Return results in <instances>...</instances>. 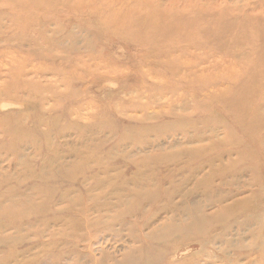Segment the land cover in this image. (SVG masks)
<instances>
[{
	"label": "rangeland",
	"instance_id": "obj_1",
	"mask_svg": "<svg viewBox=\"0 0 264 264\" xmlns=\"http://www.w3.org/2000/svg\"><path fill=\"white\" fill-rule=\"evenodd\" d=\"M255 113L264 0H0V264H264Z\"/></svg>",
	"mask_w": 264,
	"mask_h": 264
},
{
	"label": "bare ground",
	"instance_id": "obj_2",
	"mask_svg": "<svg viewBox=\"0 0 264 264\" xmlns=\"http://www.w3.org/2000/svg\"><path fill=\"white\" fill-rule=\"evenodd\" d=\"M102 87V86H101ZM237 101H233L232 103H236ZM8 104V103H7ZM6 104V105H7ZM248 103H246L245 105H247ZM2 107H3V105H1ZM5 106V105H4ZM248 109V108H247ZM226 110L227 111H229V109L228 108H226ZM233 118L235 119V123H236V125L237 126H239L240 128H241V130L243 131V133L244 134H247V135H250L249 133L252 131V130H254V129H252L253 127H256V129H258L259 131H261V132H264V116L263 115H261V114H256L255 113V116H254V114L253 115H251V116H249V117H242L241 115H235V114H233ZM247 135H245V136H247ZM228 136L231 138V137H233V135H231L230 133H228ZM229 142H231L232 143V141H229ZM233 142H235V143H237V141H233ZM257 144L261 147L263 144H264V139L263 138H258L257 139ZM222 159V155L220 154V155H218L216 158H209L207 161L209 162V163H213V162H215L216 160H221ZM257 162H259V161H257ZM256 162V163H257ZM230 168H232L231 166H230ZM259 168H263V165L262 164H258L256 167H255V171H254V176H257V178H258V173H259ZM262 172H263V175H261V176H259V178H261L262 180H261V182H260V186H259V188H258V190H259V194L258 195H256V196H254L253 198H249V199H247V200H244V201H241V202H237L236 204H234V205H232V206H230L229 208H224V210H227V211H233V210H236V209H238V208H241V210H243V211H245L246 212V214L245 213H243V215L245 216V220L244 221H246L247 223H248V221H249V223H250V220H251V218H253L254 217V215L255 214H257V210H261V208H262V203L264 202V169L263 170H261ZM211 174H212V176H211ZM210 175H208L207 177L208 178H206L204 181H202V185L205 183V194H209L211 191L209 190V186L210 185H208L209 184V181L212 179V177H214L215 175H214V173H211ZM229 195H218L217 196V198L214 200L213 198H211V197H208L207 198V201H208V203H209V205H213V203L214 202H218L219 204H222L226 199H227V197H228ZM263 209V208H262ZM259 213V212H258ZM207 221V219L206 218H204L203 216H197V222H198V224H200L201 226H202V224L204 223V222H206ZM263 226V225H262ZM249 228V231L250 232H248V234H252V235H254L255 233H254V231H252V229H250V227H249V224H246V227L245 228ZM190 227H188V229H189ZM202 227H200L199 225H198V229H197V232H198V234L199 233H201L202 232V230H200ZM240 227L238 226V230L240 231V233H242V232H245V228L244 229H239ZM187 229V236L185 237V238H183V241H182V243L181 242H179V243H181V246L180 247H183L179 252H180V254H182L183 255V253L185 252V251H187L188 249H186L185 251H182L186 246H188L189 244H192V243H194V242H196V243H200L202 240H201V237H200V235H191L190 234V232H189V230ZM203 229V228H202ZM229 231L230 230H228V229H224V230H222L221 231V236L222 235H225V233H229ZM212 239H214L213 241H212ZM216 239H217V237H213V238H211L210 240H209V243H211V242H215L216 241ZM240 239H242V237H240ZM240 242H241V240H240ZM206 242L205 241H203L201 244H199L202 248H204L205 247V245H203V244H205ZM242 243V242H241ZM178 244V243H177ZM203 245V246H202ZM185 246V247H184ZM237 247H240V246H235V247H233V248H237ZM168 248H170V246L168 247ZM223 254H226V252L224 251V250H222L221 251ZM179 254V255H180ZM144 258H145V261L142 263V264H156V263H158V257L157 256H155V255H153V256H150V254H148V256L147 255H144L143 256ZM154 260V263H152V261ZM262 260H264V257H263V259ZM123 262H124V264H130L131 262H132V258L131 259H127L126 257L124 258V260H123ZM132 264V263H131ZM234 264H236L235 262H234Z\"/></svg>",
	"mask_w": 264,
	"mask_h": 264
}]
</instances>
